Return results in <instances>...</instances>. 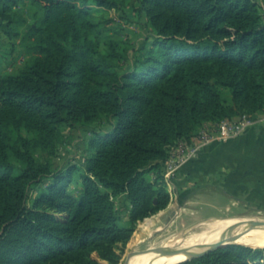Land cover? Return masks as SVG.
I'll return each instance as SVG.
<instances>
[{
	"label": "trees",
	"instance_id": "trees-1",
	"mask_svg": "<svg viewBox=\"0 0 264 264\" xmlns=\"http://www.w3.org/2000/svg\"><path fill=\"white\" fill-rule=\"evenodd\" d=\"M132 1L148 28L136 50L93 14ZM25 4L31 23L15 10ZM0 32L27 56L0 73V264H118L138 222L169 203L160 168L171 147L264 112L253 0H0ZM64 126L88 132L82 166L52 165ZM179 264H264V248L230 244Z\"/></svg>",
	"mask_w": 264,
	"mask_h": 264
},
{
	"label": "rangeland",
	"instance_id": "rangeland-1",
	"mask_svg": "<svg viewBox=\"0 0 264 264\" xmlns=\"http://www.w3.org/2000/svg\"><path fill=\"white\" fill-rule=\"evenodd\" d=\"M15 10L21 12L26 21L30 23L33 21V7L30 4L20 5ZM93 14L97 19L104 21L106 27L119 31L122 39L128 40L134 50L144 44L148 35V28L145 26L144 17L140 16V7L135 1L129 4L125 12H116L112 9L108 11L96 7L93 9ZM134 55L132 52L131 57ZM26 58L24 49L19 43V37L9 39L0 32V73H16L23 66ZM212 125L204 124L198 134L201 135V133L209 131ZM104 126L107 127L106 124ZM62 132L63 136L58 154L52 158L53 167L72 164L82 166L86 155L87 130L80 126L70 128L64 126ZM197 160V156L192 159V161ZM187 177L185 172H181L176 175L172 182L166 184L170 194L168 205L138 222L131 238L123 248L118 264H125L130 254L144 251L152 244L160 245L170 235L184 231L197 222L211 221L217 218L245 217L251 220L264 218L262 204L249 202L247 196L241 193L224 192L223 189H228L224 183L216 182L215 179L199 182L197 178L193 180L195 178ZM76 186L77 175H75L70 187L75 189ZM192 187H195L194 193L183 198V191ZM115 205L122 217V223L126 224L128 205L123 195L115 199ZM249 246L264 248V242Z\"/></svg>",
	"mask_w": 264,
	"mask_h": 264
},
{
	"label": "crops",
	"instance_id": "crops-1",
	"mask_svg": "<svg viewBox=\"0 0 264 264\" xmlns=\"http://www.w3.org/2000/svg\"><path fill=\"white\" fill-rule=\"evenodd\" d=\"M253 1L262 8L264 16V0ZM142 16L145 20V15ZM263 113L253 116L261 117ZM197 158L183 165L178 173L185 172L199 182L215 179L227 186L224 192L241 193L249 202L262 204L264 208V120L238 136L204 145Z\"/></svg>",
	"mask_w": 264,
	"mask_h": 264
},
{
	"label": "bare ground",
	"instance_id": "bare-ground-1",
	"mask_svg": "<svg viewBox=\"0 0 264 264\" xmlns=\"http://www.w3.org/2000/svg\"><path fill=\"white\" fill-rule=\"evenodd\" d=\"M245 217L217 218L197 222L184 231L174 233L160 245H149L144 251L131 255L128 264H168L183 259L187 254L204 251L229 237L241 244L264 242V222L254 223ZM256 220H264L259 218ZM259 246V245H258Z\"/></svg>",
	"mask_w": 264,
	"mask_h": 264
},
{
	"label": "built area",
	"instance_id": "built-area-1",
	"mask_svg": "<svg viewBox=\"0 0 264 264\" xmlns=\"http://www.w3.org/2000/svg\"><path fill=\"white\" fill-rule=\"evenodd\" d=\"M264 120V113L261 117L243 114L234 121L223 120L217 124H213L212 128L201 135H197L191 140L178 141L176 145L171 147L169 156L160 168V174L166 184L172 182L176 177L180 168L186 163L192 161L201 150V148L213 141L235 137L243 133L248 127Z\"/></svg>",
	"mask_w": 264,
	"mask_h": 264
},
{
	"label": "water",
	"instance_id": "water-1",
	"mask_svg": "<svg viewBox=\"0 0 264 264\" xmlns=\"http://www.w3.org/2000/svg\"><path fill=\"white\" fill-rule=\"evenodd\" d=\"M260 222H264V220H256V219H254V220L251 222V224H254V223H260ZM233 240H234L233 237H229V238H228L225 242H223V243L216 244V245H214V246H212V247H210V248H208V249H206V250H204V251L198 252V253H190V254H187L183 259H181V260H179V261H176V262L168 263V264H179V263H181V262H184V261L190 260V259H192V258L198 257V256H200V255H202V254H204V253H206V252H208V251H210V250H212V249H215V248H217V247H223V246H227V245H230V244H241V243H236V242H234ZM244 245H246V244H244ZM133 254H134V253H132V254H130V255L128 256V258H127L125 264H128L129 259H130L131 255H133Z\"/></svg>",
	"mask_w": 264,
	"mask_h": 264
}]
</instances>
